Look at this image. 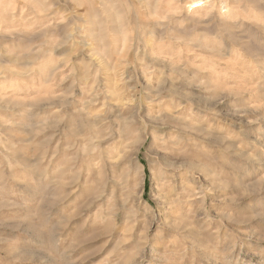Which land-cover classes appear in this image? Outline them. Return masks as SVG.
I'll return each instance as SVG.
<instances>
[{
	"label": "clouds",
	"instance_id": "9594fccd",
	"mask_svg": "<svg viewBox=\"0 0 264 264\" xmlns=\"http://www.w3.org/2000/svg\"><path fill=\"white\" fill-rule=\"evenodd\" d=\"M0 264H264V0H0Z\"/></svg>",
	"mask_w": 264,
	"mask_h": 264
}]
</instances>
